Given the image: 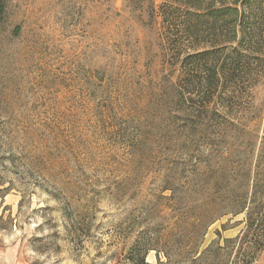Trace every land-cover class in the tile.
<instances>
[{"label":"rangeland","instance_id":"1","mask_svg":"<svg viewBox=\"0 0 264 264\" xmlns=\"http://www.w3.org/2000/svg\"><path fill=\"white\" fill-rule=\"evenodd\" d=\"M4 1L0 264H124L147 229L163 233L174 222L187 172L174 174L192 164L185 139L194 134L168 96L179 65L169 61L151 3ZM256 102L264 103V85ZM195 139L208 149L203 135ZM229 218L209 227L203 247L218 230L239 234L242 216L224 231ZM148 260L161 264L154 251ZM254 264H264V250Z\"/></svg>","mask_w":264,"mask_h":264},{"label":"trees","instance_id":"2","mask_svg":"<svg viewBox=\"0 0 264 264\" xmlns=\"http://www.w3.org/2000/svg\"><path fill=\"white\" fill-rule=\"evenodd\" d=\"M148 1L169 61L179 65L168 96L180 106L176 119L194 134L185 139L192 164L174 174L187 172L174 222L163 233L147 229L124 264H151L152 251L161 264H254L264 250V103L256 102L264 85V0H163L157 9ZM5 10L0 0V17ZM199 134L208 149L195 147ZM174 184L164 187L168 201ZM226 216L224 231L242 216L239 234L223 238L218 230L203 247L209 227Z\"/></svg>","mask_w":264,"mask_h":264}]
</instances>
